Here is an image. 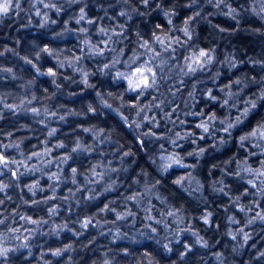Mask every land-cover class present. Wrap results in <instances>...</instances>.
I'll return each mask as SVG.
<instances>
[{"label": "clouds", "instance_id": "obj_1", "mask_svg": "<svg viewBox=\"0 0 264 264\" xmlns=\"http://www.w3.org/2000/svg\"><path fill=\"white\" fill-rule=\"evenodd\" d=\"M0 264H264V0H0Z\"/></svg>", "mask_w": 264, "mask_h": 264}]
</instances>
